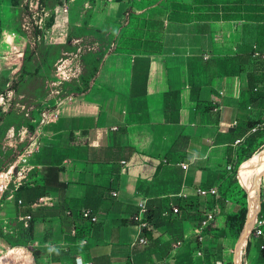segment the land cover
Segmentation results:
<instances>
[{
	"label": "crops",
	"instance_id": "obj_1",
	"mask_svg": "<svg viewBox=\"0 0 264 264\" xmlns=\"http://www.w3.org/2000/svg\"><path fill=\"white\" fill-rule=\"evenodd\" d=\"M46 2L37 24L44 26L49 17L52 23L43 29L48 42L39 49L31 20L21 19L7 0L0 2V103L15 93L22 97L24 84L34 80L38 102L55 106L50 113L59 115L43 129L41 150L30 159L25 179L14 180L0 195V222L10 225L6 232L16 237L19 222L37 217L31 246H16L7 255H19L24 264H71L78 256L90 264H233L229 257L239 237L230 236L227 221L237 212H229L222 187L230 181V158L243 157L236 150L254 134L252 126L264 121V105L251 100L253 68L240 70L235 57L256 40L245 41L243 29L259 30L263 24L167 22L161 54L120 53L118 33L130 0ZM218 26L233 32H223V45L216 37ZM81 47L85 50L73 63L84 73L91 54L100 71L83 95L64 98L63 85L72 80L53 87L51 71L61 57ZM28 52L33 57L26 61ZM25 66L29 74L23 81ZM7 105L0 104L4 112ZM11 105L14 110L23 106ZM28 133L26 126L11 127L0 151L17 150ZM21 186L40 187L44 194L26 203L17 197ZM213 188L219 197L197 194ZM41 197L48 202L39 204ZM143 200L155 221L145 232L132 222ZM172 207L180 214L163 218L161 213ZM83 209L92 210L99 221L83 222L85 238H78L68 212L76 219ZM206 210H215L216 218L200 241L196 230ZM257 212L264 214V181ZM142 235L147 246L138 244ZM261 245L264 238L252 240L247 264H264ZM7 246L0 239V249Z\"/></svg>",
	"mask_w": 264,
	"mask_h": 264
},
{
	"label": "trees",
	"instance_id": "obj_2",
	"mask_svg": "<svg viewBox=\"0 0 264 264\" xmlns=\"http://www.w3.org/2000/svg\"><path fill=\"white\" fill-rule=\"evenodd\" d=\"M1 1L2 0H0V2ZM7 1L10 2L12 7H17L20 10L21 19L23 17H28L31 20V24L33 26L32 36L35 42L34 47L36 49H39L40 45H43V41L41 40V36H43V29L49 27L52 23V19L51 17H49L45 19L44 26L37 24V22L41 18V13L47 7L46 0ZM34 1H38L39 3V10L36 13V17H34L35 14L31 11V5ZM69 1L70 0H59V5L64 6V4L69 3ZM117 1L122 2L123 0ZM164 1L169 2L168 5L163 6V9H165L168 13L167 20L177 23L193 22L191 14H194L195 11L200 8V6L206 7V9L210 8V5L213 2L212 0H188L184 2L179 0H173L172 2L170 0ZM136 2V0H130L131 5L125 14L123 24L118 33L119 44L117 45L118 49L116 52L143 55H159L162 53L163 49V34L165 28V20L164 18H161L162 12L158 13L157 11H153L154 7L148 4H146L145 7L143 4H141L140 8L137 9ZM216 8L219 9V12L216 13L217 16H213L215 17L214 20H220L227 23L231 21H245L263 24L259 30L257 29L258 31L256 35H251V37L256 40H252L251 42H249V45L246 46L247 49L245 53L235 58L238 60L240 70H243L245 65L251 66L253 68L252 72L250 73L251 100L258 101L260 102V104L262 103L264 105V73H260L257 70L256 66L258 67L262 64L258 59L254 58L255 46L257 47L256 50L258 52L264 54V0H227L224 3L216 4ZM1 28L2 22L0 20V32ZM21 33L26 35L25 31H22ZM28 55L30 56H28V59L26 61L33 57V54L31 52H28ZM93 60L96 59L93 55L90 54V57L86 64V71L80 75L79 81H75L74 79L70 83H65L63 85L64 91H68L64 98L69 95H83L86 88L92 86L93 79L98 76L100 71L98 61L96 63V61ZM23 71L24 72L22 73L23 76L21 77V80L24 81L29 72L27 71L26 66L24 67ZM11 90H15V87L12 86ZM60 96L61 95H59V97ZM55 108V106H45L43 105V103L38 102V104L34 107V111L30 112L29 116L26 117L25 114L18 113V111L12 109V107L9 108L7 112H4L0 107V149H2L1 143L7 136L8 130L11 127L14 126L15 129L18 130L20 127L26 126L30 131L25 141L18 147L17 150L8 148L4 151H0V171L8 169L10 165L17 159V157L23 152L25 147L30 143L35 131V127L42 120H44L46 114L54 111ZM260 135L261 134L259 131L257 133H254L253 135H251L250 139H248L244 143V145H242L243 147L240 148V151L239 149L236 150V154L238 155L241 152L243 154V157H241V155H238L239 158L233 161L230 158V161L233 165L231 170H228L227 167L228 171L226 174V179L229 178L231 184L238 183L237 175L239 165L244 162L243 167H247V165L252 161L253 155L251 152H249L248 145L251 142V139L257 138ZM260 182L261 177L258 187H260ZM227 186L228 185L222 187L223 197L226 189L228 188ZM41 194H44V191L41 190L40 187L29 189L26 186H21L18 189L17 197L24 199L26 203H30L38 198ZM35 218L37 217L32 218V220H23L19 222L17 224L18 234L16 237L6 232V228L10 226L9 224L0 222V239H4L12 247L22 246L29 248L35 240ZM150 218H154V216L151 214ZM246 219L247 214L244 209H241L237 214L228 217L227 228L230 232L231 237H240L244 229ZM83 222L86 221L79 220L76 223L78 238L85 235ZM74 223L75 222L72 220V227ZM82 238H85V236H83ZM262 252L264 257V249L262 250Z\"/></svg>",
	"mask_w": 264,
	"mask_h": 264
},
{
	"label": "built area",
	"instance_id": "obj_3",
	"mask_svg": "<svg viewBox=\"0 0 264 264\" xmlns=\"http://www.w3.org/2000/svg\"><path fill=\"white\" fill-rule=\"evenodd\" d=\"M33 1V0H32ZM31 5V11L35 14L34 17H36V13L39 9V3L38 1L32 2ZM68 9L65 6L64 12H67ZM33 17V18H34ZM43 42H48L47 36L44 35L42 37ZM255 53L254 58L258 59L261 62V66H256L257 70L260 73H264V54H261L256 49L257 47H254ZM82 51V48L78 49V52L74 55H64L69 56L68 60L65 61V63L61 66H57V73L55 74V78L59 85H62L64 81H70L74 78H77L81 73V68L79 64H74L72 59L76 60L79 57V53ZM58 63V62H57ZM57 63L54 65L56 66ZM53 86H58L56 83H52ZM4 102H7V108H11L12 100L10 98L8 99H2ZM5 104V103H4ZM19 106V105H18ZM20 109L25 110V106H19ZM59 115L57 113H50L47 115L42 123L38 126V128L33 133V137L30 141V143L25 147L23 152L17 157V159L13 162V164L6 169L5 171L0 172V195L7 192L10 188V185L13 183L14 180H17V182L20 184L23 179H25L24 174L29 171V165H30V159L37 155L42 146V136H43V129L45 126L54 123L56 120H58ZM264 130V121L260 122L259 124L255 125L251 128V133H257L258 131ZM241 141H237L239 143ZM184 167H186L184 165ZM232 169V165H228V170ZM198 196L200 197H219V190L218 188H213L210 190H198L197 192ZM114 196H117L116 193H114ZM48 202V199L46 197H41L39 199V204H44ZM38 203L34 204L33 206H36ZM226 203H229L228 200H226ZM19 204H22V201H19ZM151 211L147 205V201L143 200L140 201L138 204V211L137 213L132 217L133 224L137 225L142 232L149 231L153 229L155 221L151 217ZM180 209L178 207H172L170 210H164L161 215L163 218L171 217L170 215H179ZM68 216L73 219L75 222L72 227V234L74 236H77V226L76 223L79 220L89 222L91 224H95L99 221L98 217L93 213L90 209H83L78 213V218L74 219L72 217V213L68 212ZM216 218V211H204L203 216L201 218L199 227L196 230L197 237H199V240L202 241V234L203 232L208 229L214 222ZM31 217L28 216L25 220H30ZM255 238H264V214L260 215L258 212L254 211L252 214L247 215L246 223L244 226V229L240 235V237L237 239L235 246L231 250V255L229 257L230 261L233 264H247L246 262V256L247 252L249 250V247L251 245V242ZM149 243L147 237L140 236L138 240V244L142 246H147ZM182 245V242L179 241L176 243V247H180ZM260 248L263 250L264 245H261ZM2 249H0L1 251ZM203 254L202 251L198 252V256H201ZM71 264H90L84 261L82 257H75L74 262ZM216 264H225L222 261H218Z\"/></svg>",
	"mask_w": 264,
	"mask_h": 264
},
{
	"label": "rangeland",
	"instance_id": "obj_4",
	"mask_svg": "<svg viewBox=\"0 0 264 264\" xmlns=\"http://www.w3.org/2000/svg\"><path fill=\"white\" fill-rule=\"evenodd\" d=\"M136 1H137L136 2V8L137 9L140 8L141 4H143L144 7L146 6V4L151 5L154 7L153 11H155V12L157 11L158 13L162 12L163 17L161 15V18H164L165 24L167 22H172V21L167 20V14L168 13L165 9H163V6L168 5L169 2H166L164 0H136ZM170 1L172 2L173 0H170ZM179 1L184 2V1H188V0H179ZM212 1L213 2L210 5V8L206 9V7L200 6V8L197 11H195L194 14H191V17L193 18V22L194 21H207V19L214 20L215 17H213V16H217L216 13L219 12V9L216 8V4L224 3L227 0H212ZM208 12H209V14H208ZM245 28L243 29L245 41L249 40L250 39L249 37H251V35L257 34V33H255L257 30H255L254 28H252V30L250 28L249 29H245ZM231 30L232 29H229V27L224 28L223 26H218V28L216 30V33H217L216 37L222 45H223V39H224L223 32H225L226 34H228L227 36H229V33H230V35L233 34V32ZM234 31L236 33V32H238V29L234 30ZM164 32H165V28H164ZM83 50H85L84 47H83L82 51ZM82 51L80 52V55L82 54ZM68 58H69V56L61 57L58 60L57 65L53 66L52 71H51L52 78L50 79L51 84L54 82L58 85V87L62 86V85L58 84V82L56 81L58 79L55 78L54 76L57 73V66L61 67L65 63V61L68 60ZM34 86H35V81L29 80L26 82V84H24V86L22 88V93H23L22 97H20V95L18 93L17 94L15 93L14 96L11 97L10 100H12V102L13 101H14V103L19 102L21 105L25 106V110L20 109L17 106L15 107V110L18 111L19 113L33 112L34 107L38 104L39 100L36 99L38 97L35 96L33 93ZM53 87H55V86H53ZM47 94H50V93H47ZM6 97L7 96L4 97V100ZM4 103L7 105V102L6 101L4 102L1 99L0 104H4ZM32 108H33V110H32ZM256 124H259V123H256ZM259 132L261 135L257 138L251 139L250 140L251 142L248 145L249 146L248 147L249 152L252 153L253 157L256 155V152H259L260 150H262L264 148V130H261ZM243 163L244 162H242L238 168V175H237L238 183L231 184L229 181V178L227 180V181H229V183L227 184L228 188L226 189L223 198L230 202V204H228V206H227L230 213H233L234 211H236L238 213L241 209H244L246 212L248 207H250V203H253V202H256V206H255L256 212L258 211V208H259V196H260V192H261V188H262V183L264 181V168L262 171V176L260 174L259 179H258V181H260V177H261V182H260V187H258L257 197L251 198L250 192H249V187H248V182L246 180L247 167L249 164L247 165V167H243ZM258 184H259V182H258ZM246 214L248 215V212H246ZM13 248H15V247L7 246V247L2 248V250L0 251V264H24L26 262L24 259L20 258L19 255H14V254L7 255V252ZM5 255H7L6 258L4 257ZM19 258L22 260V262L18 261Z\"/></svg>",
	"mask_w": 264,
	"mask_h": 264
},
{
	"label": "bare ground",
	"instance_id": "obj_5",
	"mask_svg": "<svg viewBox=\"0 0 264 264\" xmlns=\"http://www.w3.org/2000/svg\"><path fill=\"white\" fill-rule=\"evenodd\" d=\"M264 167V148L256 153L253 157L252 161L249 163L247 167L246 180L248 182L249 192L251 198L257 197L258 192V179L260 173ZM256 202L250 203V207H248L247 212L252 214L255 211ZM18 253L20 250H17Z\"/></svg>",
	"mask_w": 264,
	"mask_h": 264
},
{
	"label": "water",
	"instance_id": "obj_6",
	"mask_svg": "<svg viewBox=\"0 0 264 264\" xmlns=\"http://www.w3.org/2000/svg\"><path fill=\"white\" fill-rule=\"evenodd\" d=\"M246 212H247V210H246Z\"/></svg>",
	"mask_w": 264,
	"mask_h": 264
}]
</instances>
